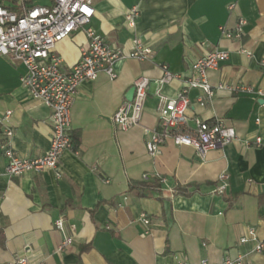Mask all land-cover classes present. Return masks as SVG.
<instances>
[{"label":"crops","instance_id":"crops-1","mask_svg":"<svg viewBox=\"0 0 264 264\" xmlns=\"http://www.w3.org/2000/svg\"><path fill=\"white\" fill-rule=\"evenodd\" d=\"M52 3L0 0L16 13ZM134 7L138 17L131 26L126 14ZM94 8L90 26L109 44L129 51L140 37L152 56L117 61L114 79L101 71L82 82L72 106L73 148L61 155L60 177L53 171L6 175L0 124V264L20 257L24 264H200L203 258L226 257L264 264V94L219 90L199 105L204 93L190 91L185 131H192L196 120L218 119L238 134L205 157L172 141L156 156L145 146L158 124L156 80L165 64L180 76L162 87L167 97L178 94L192 63L215 48L228 51L229 58L210 72L212 85H248L264 93V0H94ZM240 18L247 21L243 37L225 36L222 29L233 30ZM87 41L79 29L57 44L64 69L79 62ZM24 73L22 64L0 55V114L12 111L7 124L16 153L36 158L50 147L51 109L21 85ZM139 76L152 80L142 119L123 131L112 117L129 102ZM222 173L227 186L220 193ZM179 188L192 194H175ZM142 214L149 225L140 220ZM57 219L65 221L64 231L56 228ZM251 228L257 239L242 243ZM67 235L73 241L61 250ZM258 244L261 251L255 250Z\"/></svg>","mask_w":264,"mask_h":264},{"label":"built area","instance_id":"built-area-1","mask_svg":"<svg viewBox=\"0 0 264 264\" xmlns=\"http://www.w3.org/2000/svg\"><path fill=\"white\" fill-rule=\"evenodd\" d=\"M230 9L234 4L229 5ZM95 14L94 0H53L51 5H36L24 9L21 13L10 11L0 5V55L13 64H22L25 73L21 77V85L28 94L41 100L51 109L52 135L50 147L40 157H23L16 153L12 145L13 129L7 124L12 111L0 114V124L3 126L1 148L8 158L5 167L6 175L15 177L27 172L53 171L57 177L61 176L60 159L63 152L73 148L70 135L72 122V106L79 88L85 80H95L101 71L106 72L112 79L118 76L115 63L119 60L131 58L140 61L150 59L152 48L140 37L132 40L129 51L119 49L109 44L98 33L90 22ZM138 17L136 7L126 14L128 25H135ZM246 19L240 18L233 30L222 29V33L229 38L241 39L245 34ZM83 29L87 36V45L82 49L81 58L70 70L62 67V59L55 54L59 42L69 37L73 32ZM247 55L252 53L243 49ZM229 58L228 51L215 48L197 58L191 66V74L184 80V85L175 97H167L162 87L179 74L171 71L168 65L162 66V76L156 80L158 86L156 94L159 97L158 124L149 130L145 146L151 156H156L160 148L168 141L177 145L193 147L198 155L206 154L218 148L225 147L238 138L233 126L216 120L213 124L196 120L192 131H185L188 123L186 110L191 106L189 93L192 89H199L204 96H199L197 102L204 105L217 91L258 93L262 91L248 85H212L209 81L210 72L219 68L220 62ZM264 67V59L261 61ZM152 80L147 76H139L134 81L135 93L132 101L121 105L112 117L113 123L123 131L140 124L147 96ZM257 145H262L263 138H256ZM144 179L147 175L143 176ZM227 175H219L220 185L217 191L223 193L227 186ZM140 220L150 224L146 214ZM56 228L65 230V221L57 219ZM149 231L146 230L145 234ZM249 238L256 240V232L250 229L249 235L241 238L246 242ZM71 236H65L60 249L70 245ZM262 244H258L256 251H261ZM25 257H20L6 264H24ZM186 264V263H184ZM200 264H247L242 257H226L222 261H212L203 258Z\"/></svg>","mask_w":264,"mask_h":264},{"label":"trees","instance_id":"trees-1","mask_svg":"<svg viewBox=\"0 0 264 264\" xmlns=\"http://www.w3.org/2000/svg\"><path fill=\"white\" fill-rule=\"evenodd\" d=\"M148 187V185L143 184L140 188L142 190H145ZM175 194H180V195H184V196H190L192 194V192L187 191V189H182L179 188Z\"/></svg>","mask_w":264,"mask_h":264},{"label":"water","instance_id":"water-1","mask_svg":"<svg viewBox=\"0 0 264 264\" xmlns=\"http://www.w3.org/2000/svg\"><path fill=\"white\" fill-rule=\"evenodd\" d=\"M134 93H135V88L133 87V88L129 91L128 95H127V99H128V101H132V100H133Z\"/></svg>","mask_w":264,"mask_h":264}]
</instances>
